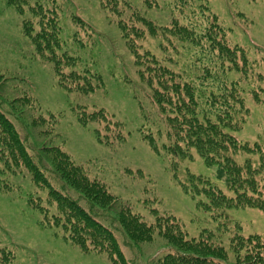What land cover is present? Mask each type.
Segmentation results:
<instances>
[{
  "label": "trees",
  "instance_id": "trees-1",
  "mask_svg": "<svg viewBox=\"0 0 264 264\" xmlns=\"http://www.w3.org/2000/svg\"><path fill=\"white\" fill-rule=\"evenodd\" d=\"M9 1L21 13L24 9L30 12L31 19H23L22 33L35 52L52 65L61 88L87 95L102 85L98 75L74 69L77 58L61 52V28L54 9L56 0L53 3L33 0L27 8L21 5L22 0ZM173 1L179 17H170L158 25L142 16L134 0H100L101 8L117 25L134 57L142 94L153 110L156 109L154 128L141 130L142 139L155 152L163 149L179 159L178 163L197 155L206 166L216 167V181H223L232 196L201 176L191 174L189 184L182 183L193 197L203 195L206 201L201 205L215 211L216 216H222L217 211L223 209H263L264 163L253 159L255 145L250 147L232 135L246 118L244 89L237 83L251 82L245 74H252L255 63L245 57L244 51L228 46L224 29L215 22L205 4L208 0ZM73 21L84 25L79 18L74 17ZM202 21L205 22L203 29L197 24ZM159 32L176 54L180 53L179 48L187 52L184 62L174 61L177 70L166 64L173 61L171 58L157 56L155 46H144L147 39L158 36ZM237 52H241L240 57H234ZM188 66L201 73H186ZM233 69L242 71L239 79L229 78ZM4 90V78L0 74V172L27 175L35 188L30 206L42 213L43 225L59 230L62 238L81 252L103 254L111 264H142L147 252L143 250L135 257L134 249L146 247L158 250L151 254L150 264H264V243L259 235H241L236 227L229 239L228 252L216 241L213 230L204 229L198 238H188L183 225L172 215H155L154 220L146 222L127 203L119 202L104 184L90 179L83 166L60 147L45 146L50 140L44 141L37 151L31 147L32 156L30 132L43 127L38 133L43 137L49 135L57 119L53 118L55 115H42L36 100L26 93L17 99H8ZM254 93L255 90L252 96ZM77 116L81 125L94 122L104 130V134L97 130L100 142L111 144L125 140L122 123L105 112L80 109ZM31 126L35 128L28 131ZM240 155L245 159L239 161ZM178 163L173 162L174 169ZM80 201L86 208L80 206ZM49 207L55 211L50 213ZM100 214L104 215V223ZM123 249L130 252L129 259ZM13 261L0 248V264Z\"/></svg>",
  "mask_w": 264,
  "mask_h": 264
},
{
  "label": "rangeland",
  "instance_id": "rangeland-1",
  "mask_svg": "<svg viewBox=\"0 0 264 264\" xmlns=\"http://www.w3.org/2000/svg\"><path fill=\"white\" fill-rule=\"evenodd\" d=\"M31 1L22 0L21 5L27 8L28 4H33ZM134 3L140 7L137 9H141L142 16L158 25L178 16L173 0H134ZM205 4L215 22L224 29L228 46L244 51L245 57L255 63L252 74H245L251 82L237 83L244 89L246 118L232 135L250 147L255 145L257 150L252 157L264 163V0H208ZM54 5L61 28V52L77 58L74 69L98 75L102 85L87 95L61 88L52 65L35 52L22 33L23 19H31L30 12L24 9L21 13L9 0H0V74L4 78L5 95L8 99H17L26 93L36 100L42 115H55L51 118L57 119L49 135L43 137L38 133L43 127L30 132V154L34 156L31 147L37 151L44 141L50 140L45 146L60 147L75 163L83 166L90 179L104 184L119 202L127 203L146 222L154 220L155 215H172L183 225L188 238H198L204 229L213 230L217 234L216 241L228 251L229 239L239 227L241 235H259L264 243V208L223 209L217 211L222 216H216L215 211L201 205L206 201L203 195L193 197L184 190L182 183L189 184L192 174L208 178L227 196H232L223 181H216L215 166H206L197 155L178 163L179 159L163 149L155 152L142 139L141 130L154 128L156 109L153 110L142 94L134 57L117 25L101 8L100 0H56ZM142 5L148 9L144 10ZM74 17L84 25L76 24ZM197 24L201 29L205 26L204 21ZM150 44L156 47L157 56L173 60L166 64L174 70H177L174 61L187 57V52L181 48L176 54L160 32L147 39L144 46L150 47ZM240 53H235L234 57H240ZM186 73L201 71L188 66ZM241 73L233 69L229 78L239 79ZM80 109L100 110L121 122L125 140L111 144L100 142L97 130L99 134H104V130L94 122L81 125L77 118ZM33 128L29 127L28 131ZM20 138L23 140L22 135ZM244 159L243 155L238 157L239 161ZM174 161L178 163L175 169ZM44 164L50 169L46 162ZM34 191L27 175L0 172V248L14 259L12 264H111L105 255L83 253L65 241L59 230L44 226L42 213L30 206ZM70 196L76 198L71 193ZM79 204L86 208L84 202ZM53 211L54 207H49V212ZM99 217L104 223V215ZM134 250L135 257L143 250L147 252L142 264H150L151 254L158 252L152 247ZM123 251L129 259L130 252Z\"/></svg>",
  "mask_w": 264,
  "mask_h": 264
}]
</instances>
